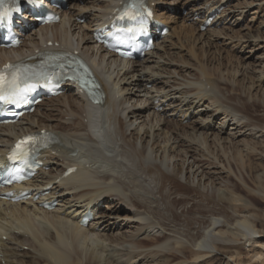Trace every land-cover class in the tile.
<instances>
[{"label":"bare ground","instance_id":"6f19581e","mask_svg":"<svg viewBox=\"0 0 264 264\" xmlns=\"http://www.w3.org/2000/svg\"><path fill=\"white\" fill-rule=\"evenodd\" d=\"M120 1L83 0L82 6L74 4L65 14L68 23L42 29L46 39L42 42L30 37L31 47L25 44L21 50L26 56L37 55L50 40L64 41L106 74L107 97L104 103L90 108L81 91L70 83L67 94L41 105L46 112L39 109L20 123L0 127V142H9L25 129H44L58 136L60 143L47 153L52 169L40 178L45 185L53 182L57 173H63L67 162L80 167L55 184L53 193L62 203L54 211H40L29 203L0 204V264L14 255L9 254L7 240H16L21 248L27 241L33 246L30 259L21 258L17 264H142L150 259L149 263L156 264L157 255L166 257L159 264H171L178 258L188 260L187 264H212L221 253L228 254V264L263 262L264 241L257 238L264 239L258 230L264 216L259 221L240 217L236 202L245 195L264 199V57L254 67L246 57L228 54L226 60L221 52L226 46L248 54L261 48L263 20L260 26H254L256 29L248 25V32L243 31L246 33L235 35L232 31L237 26L243 30L241 24L248 15L251 23L256 22L264 0H188V13H202L208 3L209 10L225 7L218 16L221 28L201 32L199 24H190L192 32L198 31L194 39L206 49L199 56L203 61L197 60L198 53L192 54L197 63L191 56L182 62L173 59L172 46L178 45L172 44V36L179 34L180 45L189 42L193 51L199 48L184 35L187 24L178 31L176 20L173 32L141 62H123L95 45L91 33L96 21ZM154 1L158 16L172 23V14L160 6L165 0ZM80 14L89 22L80 25L76 20ZM251 34L254 40H250ZM219 41L222 44L218 46ZM9 54L0 50L2 63ZM230 84L233 88L227 87ZM156 100L158 105L168 102L164 112L155 111ZM57 101L64 104L62 108L57 107ZM257 104L263 106L261 114L249 110V105ZM48 105L53 110L45 108ZM93 111L102 120V126L95 130L89 127ZM189 113L194 120L184 125ZM106 132L113 139L111 146L99 149L98 136ZM78 147L83 152L73 155ZM93 148H98L99 155L92 152ZM88 157L93 159L84 167L82 161ZM223 188L236 197H218ZM102 199L109 200L103 206L106 209H100L91 227H81L75 215L85 205L95 206ZM190 203L192 208L188 207ZM223 218L225 225L221 223ZM125 220L133 221L123 226L121 221ZM134 222L138 227L128 236L122 234ZM243 238L258 244L259 251L249 259L242 254ZM117 241L133 244L126 248L123 263L115 256L104 257L110 243ZM15 261L13 258L9 262Z\"/></svg>","mask_w":264,"mask_h":264},{"label":"rangeland","instance_id":"374dc122","mask_svg":"<svg viewBox=\"0 0 264 264\" xmlns=\"http://www.w3.org/2000/svg\"><path fill=\"white\" fill-rule=\"evenodd\" d=\"M166 1H169V0H165V1H163L164 2V4H168V3H166ZM237 1H234V3H236ZM161 8H163V7H161ZM176 9H179L178 7H176V8H174V10H176ZM90 13H92V12H90ZM170 14V13H169ZM176 16V17H175ZM179 16V17H178ZM174 17V18H173ZM90 18H91V15H90ZM171 18H172V25L173 24H175V22L177 21V24L178 25H176V29L178 30V31H180V26L183 24V23H185V24H187V26L186 27H184V29L187 31L184 35H186V37L188 38L187 40H189V41H191V42H195V44H194V46L193 47H199L198 49H194V51H193V49H191V48H189V44H187V43H189V42H186V43H183V45L181 44L180 45V43L178 42V41H180L178 38V35L179 34H177V36L175 35L174 37L172 36V38H170L171 39V41H172V44L174 43V44H177L178 46H172V48L174 49L173 51L175 52V55H173V59H175L177 62H182L181 60L183 59V58H185V59H187L188 60V57H192V59H194L193 58V56H192V54H195V53H198L197 54V56H198V58H197V60H199V59H201L202 57H199V56H203V54H205V52H206V49L205 48H203V47H201V43H199V41H196L194 38H196L195 36H197L196 34H197V32L195 31V32H192V25H190V24H193V25H195L194 23H189V20H187V17H181L180 18V15H176V14H172L171 15ZM251 15H248L247 16V18L245 19V21L241 24L242 25V27L244 28L243 30H242V28L240 29V26H237V27H235V31L233 32L232 31V33H236V34H238V33H241V34H243V33H246V32H248V30H245V28H247V26L249 25V26H251V27H258V26H260L261 24L260 23H262L263 21H264V5H263V9H262V11H261V13H260V15H259V17H257L258 19H256L257 21L255 22H250V20H251ZM89 20V19H88ZM87 20V21H88ZM176 20V21H175ZM263 20V21H262ZM89 22V21H88ZM171 23V22H170ZM170 23H168V24H170ZM80 24V23H79ZM89 24V23H88ZM230 24V23H229ZM229 24H227V26H230ZM244 24V25H243ZM80 25H82V24H80ZM84 25V24H83ZM257 25V26H256ZM179 26V27H178ZM197 26V25H196ZM84 27V26H83ZM88 27V26H87ZM254 27V28H255ZM172 28H173V26H172ZM255 28V29H256ZM239 30V31H238ZM252 30V29H251ZM237 31V32H236ZM243 31H246V32H243ZM171 32H173V29L171 30ZM252 33H255V34H258V31H251ZM235 34V35H236ZM170 35V34H169ZM181 35V37H183V34L181 33L180 34ZM254 36V34H251V38H250V40H254L255 38L253 37ZM185 37V36H184ZM221 40V39H220ZM177 41V42H176ZM170 43L171 42H168V44L170 45ZM264 42H262V44H263ZM184 44H185V46H184ZM219 44L221 45L222 44V41H219V43H218V46H219ZM180 46H182L183 48H181ZM253 46V45H252ZM201 47V48H200ZM220 49L221 50V48L220 47H215L214 48V50H217V49ZM224 48V47H223ZM186 49V50H185ZM191 51H190V50ZM225 49H226V51H224L223 49L221 50V51H224V52H221V56H223V58H225L226 60L227 59H229L228 58V54H229V56H232V57H235V58H237V57H241V58H245L246 57V60H248V62L252 65V66H254V67H258L259 65H260V63H261V57L263 56L264 57V54H262L263 52H264V44L261 46V48L259 49V50H257V51H254V52H256L255 54L253 53V54H248V52L247 51H241L240 49H239V51H237V50H233V49H230V47L229 46H226L225 47ZM255 49H258V47H256ZM197 50H198V52H197ZM229 51H230V53H229ZM235 51H237V53H235ZM192 52H194V53H192ZM200 52H202V54L200 53ZM213 53H215L214 51H212ZM234 52V53H233ZM243 52V53H242ZM176 53H177V55H176ZM227 53V54H226ZM231 54V55H230ZM178 56V57H177ZM257 57V58H256ZM179 58V59H178ZM251 58V59H250ZM202 61H203V59H201ZM222 60V59H221ZM194 61V63H197V61H196V58L194 59V60H192V62ZM184 62V61H183ZM186 64H188V65H191V64H189V63H187L186 62ZM233 85L234 84H230V85H227V87L228 88H233ZM69 94H72V93H69ZM60 102L61 101H57V102H55V104L57 103V107H59V108H62L63 107V105L64 104H60ZM54 104V103H53ZM61 105V106H60ZM43 107H44V105H43ZM45 108H47V109H49V111L50 110H53V109H51V106L50 105H48V106H46ZM65 109V108H64ZM63 109V110H64ZM263 109V106H261V104H257L255 107H251L250 105H249V110H250V112H252V113H254V111H256L257 113L259 112V114H261V110ZM47 110H45V109H43V112H46ZM86 116V114H84V117ZM73 118L71 117V120H72ZM192 120H194L193 118H192ZM191 120V121H192ZM190 121V122H191ZM185 125V124H184ZM187 165V164H186ZM261 174L264 176V171L262 172L261 171ZM182 180L184 181V178H182ZM234 182L235 183H239L238 181H236V180H234ZM263 183H264V177H263ZM240 185V184H239ZM263 186H264V184H262ZM225 188H223L221 191H220V193L218 194V197H222V198H225V199H227V197L229 198V197H236V195H231L230 193H229V191L228 190H226ZM245 193V192H244ZM243 193V194H244ZM224 194V195H223ZM230 195V196H229ZM245 195V194H244ZM220 197V198H221ZM106 201H109V200H106ZM105 201V202H106ZM256 203V204H255ZM236 204H238V206H239V208H238V210L239 211H237L238 212V214L240 215V217H243V218H249L250 220H252V221H259L260 220V218H261V216H264V199L262 200L261 199V197H259V196H256V195H253V196H247L246 197V195H245V198L243 199V200H241V201H237L236 202ZM1 206H4V205H1ZM104 206V205H103ZM192 203H190V204H188V207L189 208H192ZM244 208V209H243ZM106 208H104L103 207V211L105 210ZM182 209L183 208H181L180 210L178 209V212L179 213H181V211H182ZM258 216V217H257ZM224 218H223V220L221 219V223H223V225H225L226 223L224 222ZM128 221H130V222H132L133 220H125V221H121V223H123L122 225L123 226H125L126 225V223L128 222ZM138 227V224L137 223H131L130 224V228H124L123 229V233L122 234H124L125 236H126V234H127V236L128 235H130L131 234V232L132 231H134L135 230V228H137ZM259 228H258V230L259 231H261V235L260 236H264V223H263V225L261 226H258ZM133 228V229H132ZM115 234V233H114ZM122 234H119V235H121L122 236ZM158 234V233H157ZM115 235H117V234H115ZM21 238H25V237H21ZM257 238V237H256ZM245 238H243L240 242H242V244H243V251H242V254H243V256H245V258L246 257H248V259H249V256H251L252 254H254L256 251H259L258 249L259 248H257L258 246V244H256V243H251V242H245L247 239H245ZM257 240L258 241H264V239L262 238V237H259V238H257ZM7 248H8V251H9V254H10V256H12L13 254V257L12 258H10L9 259V261L11 260V259H13L14 258V261H15V263L14 264H17L16 262H17V260H20L21 258H23L24 260L25 259H30V257H31V251L30 250H27V249H25L24 247L25 246H28V247H30V246H32L31 244H30V242L29 241H27V243L26 244H24V246H23V248H21V246H18L17 245V242H16V240H7ZM123 242V241H122ZM119 242V241H117V242H113V243H110V245H109V247H108V251H106V252H104L105 254H104V257H110V256H115L116 258H119V262L120 263H123L124 261H125V259L127 258V256L125 255L126 254V248L127 247H132L133 246V244H131V243H129V242ZM121 243V244H120ZM33 247V246H32ZM31 248V247H30ZM18 249V250H17ZM111 251V252H110ZM25 252H29V253H25ZM220 253V252H219ZM107 254V255H106ZM16 255H18V256H16ZM181 256V255H180ZM27 257V258H26ZM123 257V258H122ZM142 257V256H141ZM141 257H139L138 258V260L141 258ZM217 257H218V260H217ZM214 260H213V263L212 264H228V262H227V257H228V254H226V253H221V254H219L218 256H217ZM16 258V259H15ZM155 259L157 260L158 259V262H156V261H154V263H156V264H159V262L160 261H164V259H166V257H159L158 255L155 257ZM162 259V260H161ZM170 259H172V258H170ZM152 259H150V260H148V262L147 261H144V263H142L143 261H141V263L142 264H153V262H151V263H149V261H151ZM6 262L5 260H3L2 262H4V263H6V264H10V262ZM188 263V260L186 261V260H182V259H180V258H178V260H175V261H173L171 264H187ZM189 264H192V263H189ZM253 264H264V260H263V262L262 261H259V262H255V263H253Z\"/></svg>","mask_w":264,"mask_h":264},{"label":"snow or ice","instance_id":"6c2138e0","mask_svg":"<svg viewBox=\"0 0 264 264\" xmlns=\"http://www.w3.org/2000/svg\"><path fill=\"white\" fill-rule=\"evenodd\" d=\"M6 0H0V20L11 17L12 11L18 9H10L5 7ZM143 0H129L124 9L118 16L119 20H128L129 26L126 28H118L117 33L131 34L130 36L115 35L117 43L126 44L130 39L142 33L145 30ZM151 15V13H147ZM62 67V66H61ZM83 69V72L80 71ZM91 75L89 70L83 63L78 62V67L73 68V74L70 79L80 82L83 86L98 87L88 77ZM54 75L50 73L48 67L41 65L39 69L23 68L20 66L6 65L4 71H0V102L4 104H12L17 107L23 103H27L29 93L36 90L37 87H54L51 83ZM95 94L93 93V96ZM38 140L36 137H26L17 143L16 148L8 157L13 162V167L4 170V175L11 178L23 179L21 175L23 171L33 167L31 157L34 155ZM19 166H15V165Z\"/></svg>","mask_w":264,"mask_h":264}]
</instances>
